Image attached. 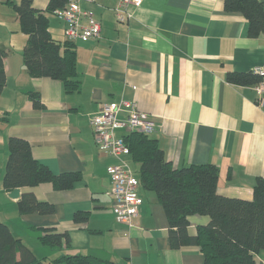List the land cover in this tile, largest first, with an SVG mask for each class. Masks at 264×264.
Segmentation results:
<instances>
[{"label":"crops","instance_id":"1","mask_svg":"<svg viewBox=\"0 0 264 264\" xmlns=\"http://www.w3.org/2000/svg\"><path fill=\"white\" fill-rule=\"evenodd\" d=\"M118 2L81 1L102 32L96 40L73 41L80 85L69 92L58 79L29 74L23 56L28 34L12 4L0 0L7 75L0 96V218L39 258L70 252L118 264H204L198 246H171L168 216L153 191L141 188L134 226L117 220L107 168L118 158L96 144L90 118L108 102L134 100L156 120L150 135L175 167L216 165L220 194L252 199L256 178L264 176V91L256 89L260 81L232 82L229 74L264 68V33L252 36L247 17L227 10L225 0H142L129 8L127 20L117 17ZM33 3L45 10L48 0ZM48 15L52 35L67 39L64 21ZM32 92H39L42 108L34 106ZM127 132L117 130L120 136ZM10 136L29 140L33 155L53 172H81L65 190L50 182L20 187L21 195L31 190L53 203L54 213L21 214V196H9L3 177ZM123 158L132 161L131 153ZM81 210L89 216L77 221ZM208 221L207 215H192L189 232ZM39 227L67 231L70 243L61 250L45 246ZM256 258L264 264V250Z\"/></svg>","mask_w":264,"mask_h":264},{"label":"trees","instance_id":"2","mask_svg":"<svg viewBox=\"0 0 264 264\" xmlns=\"http://www.w3.org/2000/svg\"><path fill=\"white\" fill-rule=\"evenodd\" d=\"M11 3L21 28L28 34L23 50L24 62L31 76H48L60 80L65 89L79 88L76 44L55 38L50 30V17L66 0H48L46 9L36 7L33 0ZM225 8L242 13L250 23V34L264 33V2L261 0H225ZM5 50L0 47V96L6 84ZM257 72L230 73L237 83L259 82ZM34 106L43 107L39 92H32ZM130 147L141 186L153 191L163 204L169 220V239L173 248L196 245L203 252L204 264H257L256 255L264 250V176L256 178L252 199L229 197L217 190L219 168L213 164L175 167L164 153L157 138L138 131L123 135ZM80 171L53 172L33 155L32 145L24 137L10 136L8 158L3 177L6 190L33 187L50 182L57 190L72 188L81 179ZM21 214H51L55 206L25 190L18 200ZM207 215L209 221L189 232L190 217ZM88 211H78L75 220H86ZM39 239L47 247L62 249L70 243L67 231L53 227L37 228ZM118 264L84 253L61 252L49 258L37 257L11 226L0 218V264Z\"/></svg>","mask_w":264,"mask_h":264},{"label":"built area","instance_id":"3","mask_svg":"<svg viewBox=\"0 0 264 264\" xmlns=\"http://www.w3.org/2000/svg\"><path fill=\"white\" fill-rule=\"evenodd\" d=\"M81 1L66 0L63 7L56 8L53 13L64 21L68 39H99L102 32L101 22L91 10L82 7ZM141 3L142 0H119L114 11L120 20H127L132 16L129 8L140 6ZM255 72L263 77L256 86L261 93L264 91V68L257 67ZM90 122L96 144L118 158L117 162L107 168L112 180L108 193L113 199L112 208L117 220L132 227L143 203L142 186L131 164L123 158L130 153V147L124 137L117 134V130L151 134L156 131L157 122L149 113L140 110L134 100L129 99L104 104L102 109L91 115Z\"/></svg>","mask_w":264,"mask_h":264},{"label":"water","instance_id":"4","mask_svg":"<svg viewBox=\"0 0 264 264\" xmlns=\"http://www.w3.org/2000/svg\"><path fill=\"white\" fill-rule=\"evenodd\" d=\"M9 196L12 197V198H18V197H20L21 196V188L20 187H17V188L12 189L9 192Z\"/></svg>","mask_w":264,"mask_h":264},{"label":"rangeland","instance_id":"5","mask_svg":"<svg viewBox=\"0 0 264 264\" xmlns=\"http://www.w3.org/2000/svg\"><path fill=\"white\" fill-rule=\"evenodd\" d=\"M64 30H65V29H64ZM65 36H66V33H65ZM66 38H67V36H66ZM67 39H68V38H67ZM68 40H70V39H68ZM70 41H73V40H70ZM130 164H131L132 168H134V167H133V162H132V161L130 162Z\"/></svg>","mask_w":264,"mask_h":264}]
</instances>
